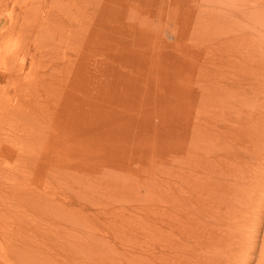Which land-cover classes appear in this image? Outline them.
I'll use <instances>...</instances> for the list:
<instances>
[{"label": "bare ground", "instance_id": "6f19581e", "mask_svg": "<svg viewBox=\"0 0 264 264\" xmlns=\"http://www.w3.org/2000/svg\"><path fill=\"white\" fill-rule=\"evenodd\" d=\"M9 1L10 0H7V2ZM16 1L17 0H15V2ZM176 1V4H178L179 0ZM96 4L95 8L105 7L103 5V0H97ZM236 6L235 8L237 10L235 14L232 12L231 16H234L237 21L236 24L233 25L234 30H232V32L228 30V35H222L223 28H215V26L220 24L218 21L220 15H218L216 10H213L215 14H211L212 16L210 17L208 16L210 15L209 11L202 8V10L200 9L201 12H203L200 14L204 20L203 28H206V30L201 41L194 45L196 47V49L194 47V50L200 52L198 49L199 47L211 45L217 48L216 53H219L218 55L209 50L210 53L208 54L201 52L200 54L203 55V58H197L196 61H194L190 54L195 52L189 54L187 52L188 50H186L189 48L188 45L184 44L183 48V45L180 44V38H177L174 42H170V40L166 38L165 29L163 28L157 31L159 38H157V43L153 45V48L147 45L142 46L139 44V41L126 37H122L121 40L124 43L120 45H117L118 43L111 45L110 41L104 40V42L102 41L101 43H95L94 41L90 47L94 58L96 57L95 60L99 59L100 56L121 57L120 61L124 62L123 65L128 69V73H130L129 77H131L135 85L142 83V78L139 79V74L142 75L143 69L150 73L152 69L164 63L162 59H165V56L172 57L174 55L173 58L176 61L179 59L188 65H192L193 68H197V70H199V68L202 69L196 73L198 74L197 76L204 81L203 85L201 86L200 84V86L190 89L192 86L191 84L185 94L188 107L190 108V110L187 111L186 121L184 120L186 124L185 122L183 124L180 123L181 119L179 117H175L174 119L173 115H168L166 118L167 124L169 122L172 123L173 130H179L181 124L185 126L186 135L185 133L184 135L186 137L183 136L184 138H182L185 140V150L182 151L179 149L183 142L178 141L180 142L178 147L172 144L170 151L174 153L169 154L168 157L170 158L168 159L169 171L166 175L161 174L157 180V192H159L158 195H160L158 197L160 208L157 207L152 217L146 220L145 223L136 221L137 225L143 228H146L147 223L149 226L153 227L154 225L155 227V229L152 228L149 230L150 235L147 234L152 239L154 237L153 244L149 245L150 247L148 248L144 247V249H141L140 255H134V260H141V264H253L254 262L251 256L257 250L256 246L258 245L256 244H258L259 240H257L258 238L255 239L250 237L249 239H252V243L255 245L252 246L250 242L249 245L245 244L248 238L246 239L243 236L244 234L246 235V233H244V229L246 230V228L242 223L244 221L243 219L248 216L250 218H256L254 224L255 227L257 226V233L262 230V225L264 223V197L259 203L256 202L258 199H254L255 197H259L262 190H264V31H260L261 29L257 28L259 24H264V14H258L259 12L255 11L252 12L251 9L247 8L243 9L238 4ZM94 11L92 17L98 19L107 18L105 21L107 27L110 24L108 21L113 19V14L119 17L117 25L115 26L114 24L115 27L122 28V23L120 22L121 18H127V16L124 17V12L126 11L119 8L95 9ZM131 13L134 12L131 11ZM75 16L76 14L67 10L66 19H72L75 18ZM40 17L38 21L41 19ZM1 21L2 19L0 17V25ZM38 21L37 23H39ZM102 22L103 21L100 19L99 24ZM231 26L232 24L228 25V27ZM109 30L112 31L110 28ZM143 31L144 30L140 28L138 29L140 35H143ZM168 37L171 38L172 34H168ZM159 43H162L161 46L166 48V50L160 52L162 59H157L158 52L155 50ZM42 44H44L42 48L34 50V52H40L42 55L40 64H42V66L43 64L45 65L44 61L47 62L46 67L50 64V67L48 66L46 70L55 68L58 64L55 62V57H58L55 50H50L45 43ZM26 45L27 44H25V46ZM175 47L183 49H176V52L173 50ZM25 50H32V47L30 45L28 47H23L22 52ZM48 53H55V55L49 56ZM184 53H187L189 56H185ZM143 54H147L148 57L145 58ZM1 60L2 56L0 54V61ZM107 60H104L105 63ZM107 65L110 67L114 66L116 70L119 69L118 62L113 64L108 62ZM38 72L36 70V73ZM117 72L121 75L123 74L121 70ZM4 78H8L7 82L11 85L13 84L14 87L17 85V80L19 79L16 74L9 77L6 73L0 71V79L4 80ZM20 79L21 81L24 80L25 75L22 74ZM107 81L109 82V80ZM110 82L115 84L117 80L114 77ZM68 89L69 94H71L70 96H72V87H68ZM11 90L10 85L0 88V115L2 114V116H5L12 114L14 109L7 108L14 99L21 100H16L13 104H22V107L26 106L24 109L26 113L31 112L30 108L33 106H39L43 111L49 114L48 117L53 121V125H51L53 138L51 137L52 139L49 138L48 140L45 139L43 132L36 134V129L42 125L41 118H43V115L40 113H37L39 117H36L34 120L35 122L29 124L28 127L23 125L18 126L17 123L10 127L2 126L0 127V134L3 135L9 132L15 133V136L24 134L26 138L28 137V141L34 140L37 144L43 143V147H41L42 150L45 148L44 156L41 160V162H43L41 165L43 173L46 171V175H48L49 178H55L59 182L64 180L61 187L57 188L45 186L47 189H41L40 185L35 186L36 188L32 187L30 184L24 185L22 191H20V195H15V198H13V196L6 199L0 198V203L7 205L6 207H0V230H3L2 234L7 238L5 239V243H0V248H5L4 252H6L7 247L10 252L17 254L16 257L19 256L18 260H26L28 256L33 258L36 256L37 258L44 256L45 250H43L44 247L31 238L40 223L33 225L31 222L33 217L24 207L29 203L37 215V218H34V220L42 219V223H46L48 220L49 223L60 230L64 228L61 226V215L63 213L68 214L67 212H69V221H73L72 226H70L71 228H69L72 229L77 236L80 232L91 234L88 230L91 227L88 228V225L87 227H83L82 225L85 224L84 222H75L72 219L78 218L79 216L94 217L95 213L91 212V210L89 211V208L91 205L95 204V201L105 207H103L104 209L102 208V211L97 210V214L100 212H102V214L96 219L93 218L91 220L94 222V220L102 221L104 219L103 216L108 213V208H106L108 205H105L103 197L107 196L111 199L113 195L110 192L100 195V193H97V190L105 185V180L110 176L109 168L112 163H108V168V164L104 162V159L111 153L109 148H102L89 155H78L79 157L75 162H72V160H69L67 157H63L64 154L61 155L60 153L61 151L66 152L67 147L59 144L62 131L63 133L69 134L67 135L69 139L71 137L70 135H84L86 138L95 137L101 140L106 136V132H103L105 129L99 128V126L95 127L91 125L89 121L81 126H74L78 120V118H76L78 115H74L67 107H65V109L69 112L64 114L63 109L58 108L62 103H60L58 99L50 101L51 98H49L46 92L38 91L35 94L33 93V97L29 98L23 96L19 98L18 90H15L12 96L8 95V92ZM122 97L118 96L114 101L111 100L113 103L110 105H107L108 103L104 104L102 108L103 112L99 114L103 116L101 119L102 123H109L107 131L115 129L114 126L118 127L117 129H120V126L138 129L144 124L143 120L145 118L139 116L140 112L136 113L135 117L132 116L134 118H131L132 120L128 123L122 120L117 122V118H122L121 114L124 112L123 109H121L122 105L127 104L129 101H133L132 99L122 102ZM24 101L27 102V105L23 103ZM119 102H121V104ZM133 103L131 104L133 105ZM97 109H92L91 113L95 112L94 114H97ZM118 109L120 110L118 111ZM137 115L139 117H137ZM67 116L68 118L71 117V119L74 118L70 121L72 126H67L68 128L59 126L57 118L60 117L61 120L63 117L68 119ZM151 116V114H148L146 119H151ZM171 118L174 120L172 121ZM1 120L8 119L1 117ZM145 123H148L147 126L153 128L158 122L152 121V123H149L146 120ZM63 141L66 142L67 140ZM27 152V157L23 156V160L27 162V170L23 169L25 173L28 171L31 158L30 151ZM99 152L101 157L97 156ZM65 156H70V154H65ZM97 158L98 161H96ZM121 166L122 165L118 164L114 168L119 169ZM54 170H57L59 174L55 175ZM93 176L98 180V182L94 183L99 184L92 185L93 182L91 181V177ZM103 177L106 179L104 180ZM10 178L20 179L16 175L6 176L4 179L8 181ZM49 178H45L44 181L48 182ZM112 182H114V180ZM83 186L84 188H82ZM90 189H95V191L93 192ZM95 193L99 196L95 195ZM114 196L115 198H119L118 192L117 194L115 193ZM252 197L256 201L253 202ZM88 205H90V207H88ZM113 207L114 206L110 208ZM132 211L136 214L133 209ZM255 212H257V214H255ZM111 216L114 218L110 220V223L114 225L118 220L117 214L115 213ZM52 218L55 219L54 222ZM83 221H85V219ZM85 228H87V230ZM256 231L254 230L253 232L256 233ZM115 232L119 233L117 231ZM147 235L146 237H148ZM31 242H35V245H37L35 249L31 247ZM262 242V250L258 259L259 261L261 258L262 263L257 264H264V238ZM5 244H7L6 247L4 246ZM132 252L130 253L132 254ZM7 261L10 263L9 260ZM132 262L135 263L134 261Z\"/></svg>", "mask_w": 264, "mask_h": 264}, {"label": "rangeland", "instance_id": "374dc122", "mask_svg": "<svg viewBox=\"0 0 264 264\" xmlns=\"http://www.w3.org/2000/svg\"><path fill=\"white\" fill-rule=\"evenodd\" d=\"M244 1L245 0H179V3L176 4V0H103V5L105 7L95 8L97 0H17L16 2L15 0H10L9 2H7V0H0V17L2 19L0 25V54L2 56V60L0 61V71L6 73L9 77L13 74H16V76L19 77L15 87L13 84L11 85L7 82L8 78H4V80L0 79V88L10 85L12 90L8 92V95L12 96L14 91L18 90L19 98L23 96L29 98L33 97L38 91L46 92L48 93L47 95L49 98H51L50 101L58 99L60 103H62L63 106L59 105L58 108H62L64 114L70 111L74 115H78L76 117L78 120L74 126H81L89 121L90 124L95 127L99 126V128H104L105 131L103 130V132H106V136L101 140L100 138L95 137L86 138L84 135H70L71 137L69 139V137L67 138V135L69 134L63 133L62 131L59 144L64 145L67 148L65 147L66 152L64 151L65 148L63 150L65 153L61 151L60 154H64L63 157H67L69 160H72V162H75L79 157L78 155H89L102 148H109L111 153H109L107 158L104 159V162H106V164L109 162L112 163L110 168L109 164L107 165L110 176L107 175V179L103 177L104 180L106 179L104 183L105 185L99 188L97 193L103 195L106 192H110L113 195V198L111 199L107 196L103 197L105 205H108L106 206V208H108V213L103 216L104 219L102 221L94 220L93 222L91 220L99 217L102 212L97 214V210L102 211L104 209L103 207H105L96 201L91 207L88 205V207H90L89 211L91 210V212L95 213L94 217L91 216L89 218L87 216H79L78 218L72 219L75 222H84L86 225H82L83 227H87V225L88 228L91 227L88 230L92 235L90 233L84 234L80 232L77 236L75 232L70 229L73 221H69V212H67L68 214L63 213L61 215V226L64 227L62 230L55 228V226L49 223L48 220L46 223H42V219L34 220V218H37L36 212L28 203L24 209H27V212L32 215V224L40 223L31 238L33 241L38 242L44 247L43 250H45V255L40 258H37V256L34 258L28 256L26 260H18L19 256L16 257L17 254L10 252L6 247L7 244H5L6 252H4L5 248H0L1 252H3H0V264H141V260H134V255H140L141 249H144V247L148 248L150 247L149 245L153 244L154 237L152 239L148 235H150L149 230L152 228L155 229V227L154 225L151 227L147 223L146 229L137 225L136 221H142L145 223L146 220L152 217L155 209L157 207L160 208L158 200L160 195H158L159 192H157V180L161 174L166 175L169 171L168 159L170 158L168 157L169 154L174 153L170 151L172 144L177 145L178 147L180 142H183L179 149L182 151L185 150V140L182 138L186 137V130L184 129L185 126L182 124L186 121L187 111L190 110L185 94L191 84L192 86L190 89L200 86V84L201 86L203 85L204 81L201 80L196 73L202 69L199 68V70H197V68H193L192 65H188L179 59L176 61L173 58L174 55L172 57L165 56V59H162L160 52L166 50V48L161 46L162 43H159L155 48V50H157L156 52H158L157 59H162L164 63L157 66L155 69H152L150 73L143 69L142 75L139 74V79L142 78V83L135 85L133 84L134 82H132L131 77H129L130 73H128V69L123 65L124 62L120 61L121 57L100 56L99 59L95 60L96 57L94 58L90 47L94 41L95 43H101L102 41L104 42V40L110 41L111 45H114V43L120 45L121 43H124L121 40L122 37H126L128 39L139 41V44L142 46L147 45L153 48V45L157 43V38H159L157 31L163 28L165 29L166 38L170 40V42H174L177 38H180V44L183 45V48L184 44L188 45L189 48L186 50H188L187 52L189 54L195 52L190 54V56L196 61L197 58L203 56L200 54L201 52L208 54L210 53L209 50L215 53L217 50L216 47H212L211 45L199 47L198 49L200 52L194 50V45L201 41L206 30V28H203L204 20L200 15L203 13L201 10L206 9L209 11L210 15L208 16L210 17L212 16L211 14H215V11L213 12V10H216L218 15H220L218 20L220 24L215 26V28H223L222 35H228L229 32L234 30L233 25L236 24L237 21L234 16H231L232 12L235 14V11L237 10L235 6L237 4L243 9L247 8L251 9L252 12L255 11L259 12L258 14H264V0ZM106 8H119L126 11L124 12V17L127 16V18H121L120 21L122 23V28L115 27L119 17H116L114 14L112 15L113 19L108 21V23H110L108 27L105 22L107 18H100L103 22L99 24L100 19L92 17L95 9ZM67 10L76 14L75 18L66 19ZM131 11L134 13H131ZM38 16H41L39 21ZM37 21L39 23H37ZM231 24L232 26L228 27V25ZM109 28L112 29V31L109 30ZM139 28L144 30L143 35L138 33ZM257 28L261 29L260 31H264V24H259ZM168 34H172V37H168ZM42 43L47 44L50 50H55L58 56L57 58L55 57V62L58 63L55 68L46 70L48 66L50 67V64H48L47 67V62L45 61V65L43 64L42 66V64H40L42 55L40 52H34V50L42 48L44 45ZM25 44H27V47L30 45L32 50H25L22 52V48L26 47ZM183 48L175 47L173 50L176 51V49ZM48 55H55V53H48ZM143 55L145 58L148 57L147 54ZM184 55L189 56L187 53H184ZM104 60H107V62L105 63ZM108 62H111L112 64L118 62L119 69L116 70L114 69V66H108ZM36 70L39 72L36 73ZM118 70H121L123 74L121 75L118 73ZM22 74L25 75V79L21 81L20 76ZM114 77L117 80V83L112 84L110 80L112 78L114 79ZM107 80H109V82ZM68 87H72L73 89L72 96L69 94ZM118 96L122 97V102L132 99L133 101H129L127 104L122 105L121 109H123L124 112L121 114L122 118H117V122L122 120L128 123L132 120L131 118L135 117L136 113L140 112L139 116L145 118L143 120L144 124L141 128L134 129L131 127L120 126L121 128L117 129L118 127L114 126L115 129H111L113 132L107 131L109 123H102L101 119L103 116L99 114H102L104 104L108 103L107 105H110ZM16 100L20 99H14L10 103L11 105L7 108L14 109L12 114L5 116H2V114L0 115V127H10L15 123H17L18 126L23 125L28 127L29 124L35 122L34 120L36 117H39L37 113H40L43 115V118H41L42 125L36 129V134L43 132L45 139L48 140L51 137L53 138L51 128L53 121L48 117L49 114L46 111H43L39 106H33L30 108L31 112L26 113L24 111L26 106L22 107V104H13ZM26 101L23 103L27 105ZM130 102H134L133 105ZM119 103L121 104V102ZM65 107L69 108V111L66 110ZM94 108H98V112H96L97 114H94L95 112L91 113ZM119 110L120 109H118V111ZM148 114L152 115L151 119H146ZM168 115H173L174 119L175 117L181 119V126L178 124L180 126L179 130H173L172 123H166ZM139 116L137 115V117ZM1 117L8 120H1ZM173 118H171L172 121L174 120ZM57 119L59 121V126L66 128L67 126H72L70 121L74 118L71 119L70 117L65 119L63 117L61 120V118L58 117ZM146 120L149 123H152V121L158 123L152 128L147 126L148 123H145ZM63 140L67 141L64 142ZM41 147H43V143L37 144L34 140L28 141V137L26 138L24 134H19L18 136H15V133L10 132L3 135L0 134L1 199L10 198L12 196L15 198V195H20V191H22L24 185L30 184L32 187L40 185L41 189H47L45 186L55 188L61 187L64 180L59 182L55 178H49V176L46 175V171L43 173L41 168L43 162H41V160L44 156L45 148L42 150ZM27 151H30L31 158L28 171L25 173L23 169L27 170V162L23 160V156L27 157ZM65 154H70V156H65ZM97 156L101 157L100 152L97 153ZM112 158L115 159L113 160ZM96 161H98V158ZM118 164L122 166L119 169L114 168ZM54 171L55 175L59 174L57 170ZM11 175H16L20 179L10 178L8 181H5L4 178ZM45 178H49L50 182H45ZM91 178V181L93 182L92 185L99 184L94 183L98 182L94 176ZM113 180L114 182H112ZM115 182L119 185H116ZM82 188H84V186ZM90 190L93 192L95 191V189ZM117 192L119 198H115L116 195L114 196ZM67 195L71 196L69 194ZM95 195L97 194L95 193ZM260 195L259 197L254 198L256 200L258 199V201L254 200L253 197L252 201H256L257 203L262 201L264 190H262ZM74 200L80 202L77 199ZM6 206L7 205L0 203V207ZM112 206L114 207L110 208ZM131 208L136 214L133 213ZM257 212L259 213L258 210ZM257 212H255V214H257ZM115 213L117 214L118 220L116 224L111 225L110 220L114 218L111 215ZM82 218L83 220L85 219V221H83ZM243 220L242 224L246 228V230L244 229L246 235L244 234L243 236L246 239L251 237L255 239L258 238L257 240H259L258 244H256L258 245L256 246L257 250L251 256L254 261L253 264L262 263L261 258L259 261L258 259L262 250L264 223L262 225V230L257 233V226L255 227L254 224L256 218H250L248 216ZM52 221L54 222L55 219L52 218ZM85 229L87 230V228ZM254 230L256 233L253 232ZM115 231L119 233H116ZM2 233L3 230H0L1 244L5 243V239H7ZM146 235L148 237H146ZM248 239L245 244L249 245L250 242V244L254 246L255 244L252 243V239ZM31 247L34 249L37 247L35 242H31ZM130 252H132V254ZM7 260H9L10 263Z\"/></svg>", "mask_w": 264, "mask_h": 264}]
</instances>
